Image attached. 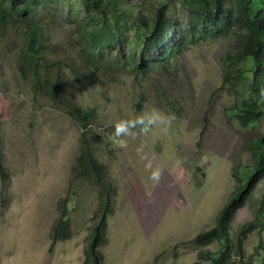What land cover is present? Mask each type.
Wrapping results in <instances>:
<instances>
[{"label":"rangeland","instance_id":"1","mask_svg":"<svg viewBox=\"0 0 264 264\" xmlns=\"http://www.w3.org/2000/svg\"><path fill=\"white\" fill-rule=\"evenodd\" d=\"M76 7V0L63 4L62 15L39 8L32 20L46 47L48 80L64 100L90 113L88 132L67 114L64 100L42 91L45 79L38 89L31 68L20 67L22 30L7 28L0 36V164L6 174L5 180L0 174V264H84L107 194L101 182L75 173L84 133L114 191L104 241L97 247L99 264H209L197 255L217 252L219 243L198 247L193 240L214 227L232 196L235 166L243 185L255 168L248 144L259 131L239 126L229 109L242 98L240 87L222 82V59L237 43L198 41L165 67L145 62L147 69L137 73L128 46L137 32L128 29L119 43L105 48V60L90 62L99 69L86 81L72 71L83 73L82 38L89 39L104 20H91ZM75 15L77 23H69ZM175 17L178 26L186 25L183 12ZM151 108L176 116L167 133L161 131L166 123L156 121L142 131L144 125L135 122ZM121 119L126 129L117 136L114 123ZM155 168L160 176L153 182ZM263 194L264 178L232 218L231 240L254 219ZM63 206L71 234L53 242ZM256 224L263 228L242 238V264H264V217Z\"/></svg>","mask_w":264,"mask_h":264},{"label":"trees","instance_id":"2","mask_svg":"<svg viewBox=\"0 0 264 264\" xmlns=\"http://www.w3.org/2000/svg\"><path fill=\"white\" fill-rule=\"evenodd\" d=\"M72 0H0V36L5 29L19 27L23 34L24 48L20 51V67L31 68L34 85L41 89L40 81L45 82L42 89L53 99L64 100L61 91L49 81L48 66L44 58L46 47L38 26L32 20L37 9L48 10L51 14L62 15L63 4L71 5ZM78 7L91 20L102 19V26L94 27L88 33L89 39L82 38L85 44L79 51V57L85 61L86 68L72 71L76 77L83 75L86 81L94 80L95 71L99 66L92 60H105L104 50L113 43H119L128 29H135V43L129 44L132 51L134 71L143 73L148 66L160 63L166 66L171 58L180 56L185 48L198 41L226 40L237 43L233 54H227L222 59L224 84L236 85L242 95L229 111L234 112L237 123L242 128L258 129L256 139L248 144L251 151L254 171L249 176V183L243 185L239 176V166H235L233 176L237 185L232 196L222 206L216 215L215 225L203 231L194 238L198 247H205L213 240L219 243L215 253L200 250L197 259L209 264H242L243 240L248 232L262 227L256 224L264 217V194L258 202L259 207L254 212V219L240 226L238 237L230 239L229 227L235 213L253 194L256 184L264 178V0H76ZM174 5V6H171ZM186 15V25H177L176 12ZM61 12V13H58ZM73 11H70V14ZM69 23H77L75 15ZM109 16L112 18L109 25ZM67 18V17H66ZM79 22V21H78ZM77 26V25H76ZM180 29L179 34L176 30ZM92 41L91 46L87 44ZM139 52V54H138ZM119 53H121L119 51ZM138 57L140 60L137 61ZM91 66V68L87 67ZM235 90V92L237 91ZM66 112L79 121L85 132L90 131V113L80 109L70 100H64ZM82 154L74 170L77 176L90 179L95 184L101 182L103 191L107 194L102 199V214L95 225L87 248L84 264H99L100 255L97 251L99 243L104 241L107 214L110 212L112 186L107 182L105 168L98 159L95 150L87 139V133L82 138ZM0 174L5 180L6 174L0 164ZM102 198V194L100 196ZM68 204L67 200L63 201ZM61 216L54 227L53 242L66 240L71 234V223L67 215L69 211L60 207ZM263 214V215H262ZM260 216H263L262 218ZM260 250L263 243L259 244ZM235 259L233 257L235 255ZM251 263V262H246ZM244 264V263H243Z\"/></svg>","mask_w":264,"mask_h":264},{"label":"clouds","instance_id":"3","mask_svg":"<svg viewBox=\"0 0 264 264\" xmlns=\"http://www.w3.org/2000/svg\"><path fill=\"white\" fill-rule=\"evenodd\" d=\"M175 119H176V116L174 114L166 115L165 113H162L158 109L151 108L149 111H146L142 115L137 116L135 122L144 125V127L142 128V131H147L148 125H151L156 121L166 123L167 126L161 129V131L167 133L168 128L171 126L172 121H174ZM145 121H147V123H145ZM127 123H133V121L129 120ZM114 128H115L116 135L118 136L120 132H123L126 129L125 121L121 119L118 122H115ZM159 176H160L159 168H155L150 172V179L153 182L158 181Z\"/></svg>","mask_w":264,"mask_h":264}]
</instances>
